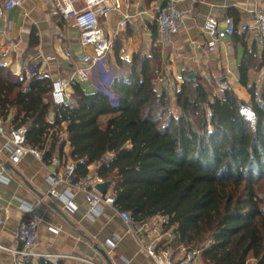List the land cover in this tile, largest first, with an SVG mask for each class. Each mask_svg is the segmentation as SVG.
Here are the masks:
<instances>
[{"label":"trees","instance_id":"1","mask_svg":"<svg viewBox=\"0 0 264 264\" xmlns=\"http://www.w3.org/2000/svg\"><path fill=\"white\" fill-rule=\"evenodd\" d=\"M228 14L237 24V10L229 7ZM237 31L239 39L246 34ZM30 43H37L34 29ZM159 47L124 57L113 40L124 71L109 88L116 104L73 79L69 102L55 105L50 75L16 73L0 53V117L7 129L25 126L26 141L45 162L55 154L73 162L74 182L95 171L111 188L114 207L134 221L166 217L162 226L171 235L159 248H201L203 264H264V76L260 83L257 77L264 51L245 50L237 65L247 100L215 78L175 77V115L171 94L156 82L165 73ZM62 127L65 140L56 134ZM20 260L64 264L50 257Z\"/></svg>","mask_w":264,"mask_h":264},{"label":"crops","instance_id":"2","mask_svg":"<svg viewBox=\"0 0 264 264\" xmlns=\"http://www.w3.org/2000/svg\"><path fill=\"white\" fill-rule=\"evenodd\" d=\"M164 2L118 0L117 8L101 17L99 25L108 33L111 41L114 40L121 47L124 57L138 51L150 53L160 46L162 68L165 70L162 76L171 86L169 90L167 85L169 92L175 77L195 72L207 81L215 78L218 82L229 83L240 98L247 100V91L238 81L237 65L245 50L255 47L257 52H262L264 47L254 32L249 30L243 38L239 39L233 34L219 43L215 50L208 51L201 25L205 18L213 17L220 26H224L226 18L231 16L228 14L229 7H234L238 12L237 25L243 22L253 24L251 11L255 7L264 9V0H176L177 8L183 15V24L174 36L173 46L159 43L157 36L155 17ZM125 14L129 15L127 22L120 26ZM33 29L37 34L35 45L30 43ZM66 52H70V55ZM87 52L91 53L92 47L80 43L78 28L53 14L52 4L48 0H19V4L5 11L0 20V53L16 73H24L25 61L30 60L34 71L39 70L52 79L60 78L68 85L73 79L78 80L73 72L82 66L81 57ZM115 59L112 50L111 64L114 66L117 64ZM263 71L264 67L258 72V83L264 76ZM249 76L252 79L254 74L250 72ZM79 82L88 92L98 91L94 77ZM68 90L71 91L69 86ZM171 100L174 103L172 111L176 115L178 107L174 98ZM3 142L0 137V196L6 215L5 224L0 229L1 244L11 248L20 244L15 236L18 225L26 218L35 216L39 221L38 242L33 249L36 255L32 256L35 259L48 256L53 260L61 259L64 264H151L150 256L138 241L145 236L154 238V218H149L143 228L140 227L141 222L135 224L136 235L131 234L110 205H103L102 212L97 215L89 214L85 194L76 190L73 180L68 185L58 186L59 191L67 190L72 194L70 206L66 205L49 194L47 168L30 153L23 155L17 163H12ZM69 151L66 141L62 151L64 156ZM110 157L111 154L106 155V158ZM45 164L50 169L55 168L47 162ZM109 192L111 188L107 189ZM25 205H30L31 209L24 210ZM170 235V231L165 232L160 241ZM170 252L179 258L181 246L176 253ZM20 258L0 250V264H22Z\"/></svg>","mask_w":264,"mask_h":264},{"label":"built area","instance_id":"3","mask_svg":"<svg viewBox=\"0 0 264 264\" xmlns=\"http://www.w3.org/2000/svg\"><path fill=\"white\" fill-rule=\"evenodd\" d=\"M52 4V12L58 15L62 20L76 26L80 32V43L82 45H90L91 53H84L81 57L82 66L75 68L73 74L78 81H88L94 77V82L99 91L106 93L114 104L117 98L109 88L115 78L124 71L121 67L111 64L112 41L108 33L99 25V19L113 12L118 5V0H48ZM19 4V0H0V20L5 11L11 10ZM251 14L253 16V24L243 22L240 25L235 23L232 17H227L224 26H220L219 22L213 17H207L201 25V32L206 39V49L213 51L228 36H232L237 30L247 32L252 30L259 40L261 46L264 47V9L255 7ZM128 14H125L120 21V26L127 22ZM157 26V36L159 43L166 46L174 45V36L179 32L183 24V15L178 10L176 0H165L158 8L155 17ZM5 34V31L3 30ZM69 56L70 52H66ZM24 73L30 77L34 74V66L30 60L25 61ZM264 74V71H263ZM159 87L167 88L166 78L159 76L157 79ZM170 90L171 86L168 85ZM67 81L60 78H54L49 89V94L55 105L63 106L69 102ZM242 111L249 116L253 113L246 108ZM61 140L67 138L66 130L62 127L56 132ZM0 137L3 138V147L9 151V159L12 163H17L25 154H33L47 168L49 173V194L66 205L70 206L72 202V194L69 191H59L58 186L68 185L73 180L75 165L73 162L65 160V158L55 154L51 157L49 165L55 166L50 169L42 158L41 151L26 141V127L23 125L7 129L3 119L0 117ZM103 182L95 171L88 172L74 183L76 190L85 194V202L87 204L89 214L97 215L102 212L103 205H110L117 211V215L125 224L126 229L131 234H135V224L140 223L134 221L131 214L126 210L114 207V196L111 192L101 194L95 186L97 183ZM30 205H25L24 210H30ZM154 225L152 231L155 233L154 238L141 237L139 242L141 248L150 256L151 264H203L200 259L201 248L193 249L181 246V256L175 258L171 252L158 247L163 234L169 230H164L162 224L166 221L164 216H154ZM151 218V219H152ZM6 215L2 208L0 196V229L5 224ZM145 219L141 221V228L147 224ZM39 221L35 216H30L21 221L16 231V238L20 240V244L16 247H8L0 243V250L8 251L15 257L35 256L33 250L38 242ZM171 232V231H170ZM49 255V254H45ZM48 257V256H47Z\"/></svg>","mask_w":264,"mask_h":264},{"label":"water","instance_id":"4","mask_svg":"<svg viewBox=\"0 0 264 264\" xmlns=\"http://www.w3.org/2000/svg\"><path fill=\"white\" fill-rule=\"evenodd\" d=\"M185 77H188V78H194L195 77V72L193 73H189L188 75H185ZM96 190L101 193V194H105L106 193V190L108 188V183L107 182H100V183H97L96 186H95Z\"/></svg>","mask_w":264,"mask_h":264},{"label":"rangeland","instance_id":"5","mask_svg":"<svg viewBox=\"0 0 264 264\" xmlns=\"http://www.w3.org/2000/svg\"><path fill=\"white\" fill-rule=\"evenodd\" d=\"M217 81V80H216ZM218 82V81H217ZM172 85V90L169 92L170 94H171V98H170V100L173 98V96H172V94H173V92H174V85H173V83L171 84ZM173 102V100H171V102H170V106H171V109H172V106H173V104L174 103H172Z\"/></svg>","mask_w":264,"mask_h":264}]
</instances>
